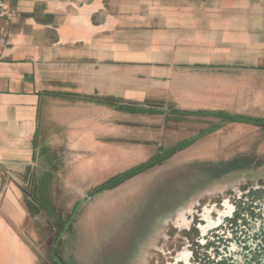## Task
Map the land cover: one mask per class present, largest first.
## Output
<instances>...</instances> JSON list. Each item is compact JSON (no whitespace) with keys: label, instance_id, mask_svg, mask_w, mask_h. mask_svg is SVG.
<instances>
[{"label":"crops","instance_id":"crops-1","mask_svg":"<svg viewBox=\"0 0 264 264\" xmlns=\"http://www.w3.org/2000/svg\"><path fill=\"white\" fill-rule=\"evenodd\" d=\"M10 11L0 264H46L21 231L40 148H192L214 132L176 140L183 120L264 105V0H18Z\"/></svg>","mask_w":264,"mask_h":264},{"label":"rangeland","instance_id":"rangeland-1","mask_svg":"<svg viewBox=\"0 0 264 264\" xmlns=\"http://www.w3.org/2000/svg\"><path fill=\"white\" fill-rule=\"evenodd\" d=\"M261 107L245 114L240 108L239 113L228 116L264 120V105ZM219 122L183 120L175 139H190ZM219 129L198 145L169 155L115 188L94 195L100 186L172 148H64L63 155L60 148H40L35 175L29 172L22 180L30 211L21 229L23 237L33 240L35 236L46 264H115L128 251L135 252L142 237L141 223L152 210L171 211L179 199L196 193L216 167L257 163L249 171L233 173L209 193L237 188L254 178L264 181V123L226 121ZM260 162L263 164L258 165ZM164 230L155 249L149 251L146 264L183 263L178 254L187 246L175 241V229ZM133 233L140 235L139 242L126 251L125 244Z\"/></svg>","mask_w":264,"mask_h":264},{"label":"flooded vegetation","instance_id":"flooded-vegetation-1","mask_svg":"<svg viewBox=\"0 0 264 264\" xmlns=\"http://www.w3.org/2000/svg\"><path fill=\"white\" fill-rule=\"evenodd\" d=\"M252 164L213 168L216 171L204 178L201 188L179 199L171 211L152 210L139 228L141 241L137 240L140 235L136 236V225V233L125 244L127 251L139 242L135 252L128 251L125 258L114 263L146 264L149 251L155 249L161 233L169 228L175 229L178 245L187 246L178 254L182 264H264V181L254 178L237 188L209 193L233 173L257 166Z\"/></svg>","mask_w":264,"mask_h":264},{"label":"trees","instance_id":"trees-1","mask_svg":"<svg viewBox=\"0 0 264 264\" xmlns=\"http://www.w3.org/2000/svg\"><path fill=\"white\" fill-rule=\"evenodd\" d=\"M219 115V114H217ZM221 117L224 118V122L226 121H248V122H252L253 124H256V125H262L264 123V120H257V119H253V118H250V117H245V116H228V115H225V114H220ZM223 124L222 123H219V124H216L214 126H212L211 128L207 129L206 131L202 132L200 134V136H204L210 132H213V131H216L221 125ZM195 139H191V140H188V141H185L181 144H179L178 146L172 148L169 152H167L166 154H162L158 157H154V158H151L148 162L142 164L141 166L127 172V173H124L120 176H117L115 177L114 179H112L111 181H109L108 183L100 186V188L96 189L92 195L94 194H98L100 192H103V191H106V190H111L113 188H115L116 186H118L119 184L125 182L126 180L144 172L145 170L153 167L155 164H157L161 159H164L166 158L167 156L169 155H174L176 154L177 152L179 151H182L183 149L187 148L189 145H191V143L194 141ZM163 156V157H162Z\"/></svg>","mask_w":264,"mask_h":264},{"label":"built area","instance_id":"built-area-1","mask_svg":"<svg viewBox=\"0 0 264 264\" xmlns=\"http://www.w3.org/2000/svg\"><path fill=\"white\" fill-rule=\"evenodd\" d=\"M18 0H0V45L5 44L6 26L5 22L11 17L10 6Z\"/></svg>","mask_w":264,"mask_h":264}]
</instances>
